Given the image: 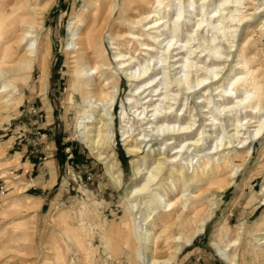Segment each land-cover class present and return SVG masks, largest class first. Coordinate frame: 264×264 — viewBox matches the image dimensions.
<instances>
[{"label":"bare ground","instance_id":"bare-ground-1","mask_svg":"<svg viewBox=\"0 0 264 264\" xmlns=\"http://www.w3.org/2000/svg\"><path fill=\"white\" fill-rule=\"evenodd\" d=\"M6 2L0 3V109H7L11 96L21 92L36 61L41 86L48 76L49 46L40 28L52 0L41 6L36 5V0L22 13H14L17 0ZM84 3L81 12L74 13L68 24L65 50L72 78L68 80L63 103H74L78 93L88 106L80 111L77 131L82 134L85 147L105 160L106 169L117 182L108 126L119 88V73L130 87L127 104L134 100L139 104L134 95L146 91L152 95L146 94L145 98L156 97L154 101L151 97L146 99L139 108L132 105V113L144 126L141 124V130L132 135L128 131L135 130L131 123H126L122 134L126 150L136 157L142 154L133 160L139 185L131 186L132 195L137 197L127 200L126 210L129 215L141 212L139 200L146 193L158 199L161 209L155 212L156 217L152 215L154 220L147 226L141 225V214L134 215L137 224L131 222V227L136 225L140 231L145 252H149L147 262L157 264L154 250L161 245L171 249L180 242L173 249L175 255L182 244H188L204 229L208 217L198 207L204 202L208 187L214 185L219 192L229 187L251 154L253 143L264 134V63L258 53L264 38V0ZM118 25L126 30L120 31ZM106 31L116 70H112L106 55ZM193 98L197 102L190 105ZM196 110L203 117L199 119L201 123ZM121 113L126 114L125 106ZM198 125L199 132L193 133ZM159 141L163 147L149 159L148 147ZM102 147L107 151L102 152ZM224 174L226 180H213ZM164 182L173 191L181 188L177 194L181 195L173 202L163 199L153 187ZM192 183H197L194 191L189 189ZM24 188L19 187L18 191ZM10 205L11 202L3 201L0 208L5 211ZM156 225L160 229L158 236H163L162 244H158V236L153 233ZM191 229V234L183 233ZM216 250L233 264L220 247Z\"/></svg>","mask_w":264,"mask_h":264},{"label":"rangeland","instance_id":"rangeland-1","mask_svg":"<svg viewBox=\"0 0 264 264\" xmlns=\"http://www.w3.org/2000/svg\"><path fill=\"white\" fill-rule=\"evenodd\" d=\"M6 1L11 0H0V3L6 4ZM45 1L17 0L14 13L24 12L25 8L28 10L35 3L41 6ZM85 1L52 0L43 14L40 28V34L47 38L49 46L45 85L39 83L40 70L36 61L21 92L11 96L8 110L0 109V204L3 201L11 202L5 211L0 208V264H149L146 259L149 252H145L140 231L136 225L132 228L131 222L134 220L137 224L134 215L141 214V225L147 226L156 217L155 212L161 209L158 199L146 193L139 200L141 212L129 215L126 210L127 200L137 197L130 191L133 184L139 185V178L135 177L133 171V160L142 154L136 157L126 150L122 131L127 128L124 124L131 123V129L135 131L128 129V133L132 132L133 135L139 132L142 128L140 125L144 124L136 120L132 105L139 108L146 99L151 97V101H154L156 97L145 98L146 94L152 95L146 91L134 95L139 104L135 100L127 104L130 87L119 73V88L111 108L112 121L108 126L111 130L110 149L114 152L113 175L119 179L115 182L106 169L108 164L85 147L82 134L77 131L80 111L88 106L79 99L77 92L74 103H63L72 78L71 63L65 50L68 24L74 13L81 12ZM128 14L131 15V11ZM118 29L125 31L126 27L118 25ZM107 33L103 34V43L107 58L111 61L110 66L116 70ZM262 44L258 53L264 63V38ZM121 51L125 52V47ZM197 95L199 93L196 91ZM195 102L197 98L191 99L190 105ZM123 106L126 108L124 116L121 113ZM50 108L53 124L49 133L56 144V156L53 158L58 163V180L46 196L47 205L41 209V200L27 196L31 194L27 188L32 182L23 176L20 179L17 167L21 155L19 152L23 149L26 153L22 158L28 153L30 156L37 155L36 158H29L32 163L35 161V166L47 158L46 155L41 157L40 152L30 150H40V145L46 140L43 133L48 130L43 125L49 119ZM195 113L198 114V123H201L199 119L203 117L198 110ZM199 125L193 133L199 132ZM35 141L37 144L32 146ZM160 147H163L161 141L153 142L148 147L146 155L149 159L155 156ZM101 151L106 152V147H102ZM63 154L68 157L66 160H73V164L68 165L70 169L66 164L61 166L59 155ZM76 154H82L83 161L77 157L74 159ZM40 164L39 167L42 166ZM79 171L85 176L81 178L83 174H79ZM87 175L89 180L85 179ZM67 177L70 178L69 183L63 184ZM217 179L226 180L227 174L213 180ZM196 184H190L189 189L194 191ZM22 186L25 188L18 191ZM153 187L165 200L173 202L181 195H177L181 188L177 186L178 190L173 191L168 182ZM204 198L198 207L205 210L204 217H208L204 229L195 234L188 244H182L175 255L173 249L180 242H176V246H171V249L161 245L154 250L157 264H231L216 250L217 247L228 255L233 264H264V134L253 143L252 152L234 182L223 192L216 190L214 185L209 186ZM159 231L156 225L153 228L155 236H158ZM192 232L191 229L183 233L188 235ZM162 239L163 236L159 235L158 244H162Z\"/></svg>","mask_w":264,"mask_h":264},{"label":"crops","instance_id":"crops-1","mask_svg":"<svg viewBox=\"0 0 264 264\" xmlns=\"http://www.w3.org/2000/svg\"><path fill=\"white\" fill-rule=\"evenodd\" d=\"M49 112V119L46 121V125H43L44 128H46L48 131L47 133H43L44 137L46 136V140L44 141V143H42V145H40L41 149L39 150V148H35L34 150H30V152H40V156H47L46 159H44V161L40 162L42 164V166H38L40 163L38 162V165L35 166V161H33V163L31 162V160L29 158H36L35 155H31L28 153L25 158H22L24 156V154L26 153V150L23 149V151L19 152V154H21L19 156V165L17 167V171H19L20 173L19 178L22 179L23 177L25 178V180H29L32 183H30L29 187L27 188L28 191H31V194H28L27 196L33 199H39L41 200V205L40 208L43 209V206L45 207L47 205V194L49 192L50 189H52L56 184H57V180H58V174H57V161L55 160V158H53V156H56V144L53 140V138H51V134L49 133L51 131V125L53 124V119H52V109L50 108ZM42 127V126H40ZM39 126L37 128H40ZM43 140V138H42ZM41 142V141H40ZM43 142V141H42ZM36 145V141L32 143V146ZM60 157V163L61 166L62 165H72L73 164V160L69 161L66 160V157L64 154L63 155H59ZM72 156V154H71ZM82 154L74 156V159L77 157V159H80L83 161L82 158ZM70 158V157H69ZM57 159V158H56ZM40 164V165H41ZM52 165V167H51ZM35 166V167H34ZM70 166H68V168L70 169ZM72 172V171H71ZM73 173V172H72ZM79 174H83L82 171L78 172ZM23 176V177H22ZM81 178L83 176H85V174L80 175ZM86 180H89L90 177L87 175L85 177ZM53 180V181H51ZM67 181H63V184H68L70 181V178L67 177L66 179ZM51 181V182H50ZM61 183V184H62ZM45 193V194H43Z\"/></svg>","mask_w":264,"mask_h":264}]
</instances>
